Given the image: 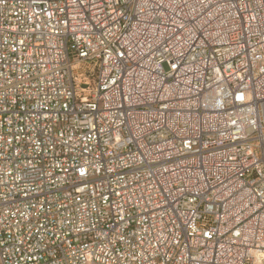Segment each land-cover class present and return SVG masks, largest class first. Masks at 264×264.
I'll return each mask as SVG.
<instances>
[{
	"label": "built area",
	"instance_id": "2783aa9c",
	"mask_svg": "<svg viewBox=\"0 0 264 264\" xmlns=\"http://www.w3.org/2000/svg\"><path fill=\"white\" fill-rule=\"evenodd\" d=\"M0 264H264V0H0Z\"/></svg>",
	"mask_w": 264,
	"mask_h": 264
}]
</instances>
